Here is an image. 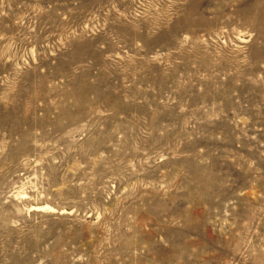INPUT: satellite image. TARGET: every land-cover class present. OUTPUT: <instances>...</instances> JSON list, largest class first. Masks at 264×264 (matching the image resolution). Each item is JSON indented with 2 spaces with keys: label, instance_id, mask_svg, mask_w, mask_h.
Here are the masks:
<instances>
[{
  "label": "rangeland",
  "instance_id": "1",
  "mask_svg": "<svg viewBox=\"0 0 264 264\" xmlns=\"http://www.w3.org/2000/svg\"><path fill=\"white\" fill-rule=\"evenodd\" d=\"M0 264H264V0H0Z\"/></svg>",
  "mask_w": 264,
  "mask_h": 264
}]
</instances>
